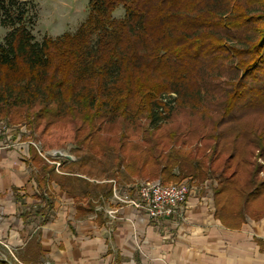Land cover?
Instances as JSON below:
<instances>
[{"label": "trees", "instance_id": "obj_1", "mask_svg": "<svg viewBox=\"0 0 264 264\" xmlns=\"http://www.w3.org/2000/svg\"><path fill=\"white\" fill-rule=\"evenodd\" d=\"M31 4L0 0V25L9 29L0 42V118L25 124L45 147L68 142L116 153V165L132 176L190 184L211 177L215 216L229 227L264 215V125L247 124L264 114V0H90L75 31L41 39ZM175 108L216 114L214 128L228 122L234 135L223 129L202 147L184 148L186 134L154 126ZM30 147L38 169L33 206L43 215L55 165ZM72 180L87 189L86 177ZM105 183L95 187L110 193Z\"/></svg>", "mask_w": 264, "mask_h": 264}, {"label": "crops", "instance_id": "obj_2", "mask_svg": "<svg viewBox=\"0 0 264 264\" xmlns=\"http://www.w3.org/2000/svg\"><path fill=\"white\" fill-rule=\"evenodd\" d=\"M13 147L0 145V228L9 229L5 235L8 244L22 245L28 261L264 264V215L257 219L247 216L239 227H229L215 216L213 194H206L202 186L193 188L176 214L156 220L132 203L136 196L119 191L114 195L113 190L107 193L102 187L95 192V184L102 182L88 177L84 189L72 180L78 173L54 172L52 205L46 208L43 224L35 228V221H28L29 211L22 212L20 205L33 199L32 206L37 202L38 170L29 145Z\"/></svg>", "mask_w": 264, "mask_h": 264}, {"label": "rangeland", "instance_id": "obj_3", "mask_svg": "<svg viewBox=\"0 0 264 264\" xmlns=\"http://www.w3.org/2000/svg\"><path fill=\"white\" fill-rule=\"evenodd\" d=\"M29 1V0H27ZM32 2V13L34 23L32 25L33 33L36 38L41 39L45 35H49L52 37H56L66 31H75L88 17L90 7V0H30ZM124 13V8L119 6L114 11V16L120 17ZM9 29L0 25V42L3 40L4 36L8 33ZM227 78V74L222 76L221 80H225ZM172 97H177V93H172ZM169 100V99H168ZM205 104V103H204ZM206 105V104H205ZM169 106H176L175 100L173 99ZM264 114L253 113L248 117V123L252 124L256 119V124L258 122H263L264 125ZM217 116L215 114L214 117H209L208 113L203 112L202 110H192L189 108H175L172 114V118L167 119V117L162 118L158 124H154V126L159 125L162 126L165 130H176L177 133H183L187 135L188 144L181 145L184 148L191 149L194 145H203L206 141V137L209 134H217L218 131L223 130L226 131L228 135H234L235 131H231V129H235V125L231 126L228 122L226 124H222L219 128H214L215 120ZM0 120H4L9 126L8 134L2 136L0 138V145L2 147L14 148L15 144H24V145H33L36 147L38 153L39 150L45 152L48 155V159L43 157L40 153V156L44 159L45 162L49 164L55 165V172H62L71 170L73 172L78 173V175L83 177H88L89 179H93L101 181L106 185H111L114 195H117L116 191L122 192L124 194H129V196H138L136 183L142 180H161V177H140V176H132L130 175L124 167L116 165L115 158L117 156L116 153H110L108 155H95L89 149L85 147H77L72 143L65 142L64 145H50L49 147L43 146L40 140H35L38 138V134H31V130L25 125L20 123H12L9 119L0 118ZM147 120H141V128L142 132L144 128L147 126ZM245 123V121H244ZM61 124L60 126H63ZM157 126V127H159ZM231 126V128H229ZM18 127L19 132L15 133V128ZM161 128V130H162ZM131 130V129H129ZM141 131V130H140ZM139 131V132H140ZM226 133V134H227ZM110 136H113L115 133H108ZM205 135L203 138L202 136ZM142 133L138 135H132V140L142 139ZM45 137H50V135L46 134ZM233 137V136H232ZM240 141V140H239ZM242 141V140H241ZM179 146V145H178ZM202 147V146H201ZM249 149L253 151L252 146ZM52 151H58L57 155L52 156ZM28 154V153H27ZM29 155V154H28ZM251 156V153H250ZM255 156V155H254ZM253 156V157H254ZM29 157V156H28ZM252 157V156H251ZM258 161L264 163L263 158H258ZM36 167V166H35ZM38 170V169H36ZM55 174V173H54ZM111 175V176H108ZM263 175V173H261ZM111 177V178H108ZM100 182V183H101ZM164 182V181H163ZM171 182H179V181H171ZM166 182V183H171ZM183 182L188 183L190 186H194L199 188L202 186V191L206 194H212V186L216 182L211 177H208L205 180H196L193 183H189V180H183ZM86 186L85 184H82ZM102 185V184H99ZM97 188H101L102 186H96ZM95 187V192L99 189ZM119 197V196H118ZM36 200H32V203ZM32 203L26 204L22 203L20 205V209L22 212L29 211L31 214L28 216V221H35L33 224L36 228L37 226L43 224V218L45 213L48 212L46 210V202L43 201L41 208L43 215L35 214L36 207L32 206ZM32 207V208H28ZM50 212V211H49ZM41 213V212H40ZM9 216H7V219ZM3 229V228H2ZM0 228V259H4L11 264H25L22 260L23 258V248L22 245L20 247H13L8 244L6 239V231L9 229ZM36 231L34 232V234ZM45 264V263H43Z\"/></svg>", "mask_w": 264, "mask_h": 264}, {"label": "built area", "instance_id": "obj_4", "mask_svg": "<svg viewBox=\"0 0 264 264\" xmlns=\"http://www.w3.org/2000/svg\"><path fill=\"white\" fill-rule=\"evenodd\" d=\"M9 132V126L0 120V138ZM39 153L48 159V155L39 150ZM58 151H52V156ZM194 186L186 182L166 183L159 180H142L136 183L137 199L132 203L147 211L156 220L176 214L186 203ZM120 198V197H119ZM112 213V211H111Z\"/></svg>", "mask_w": 264, "mask_h": 264}]
</instances>
